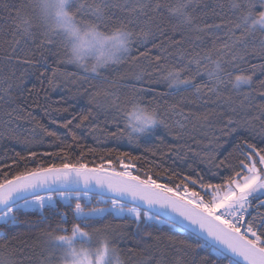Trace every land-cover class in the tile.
<instances>
[{"label": "snow or ice", "instance_id": "6c2138e0", "mask_svg": "<svg viewBox=\"0 0 264 264\" xmlns=\"http://www.w3.org/2000/svg\"><path fill=\"white\" fill-rule=\"evenodd\" d=\"M0 19L11 21L0 24V139L31 144L18 132L28 124L60 145L5 151L0 159V224L16 225L29 210L46 224L34 264H264V0H229L227 16L207 5L196 14L193 0H0ZM157 34L165 39L153 43ZM148 43L159 54L139 51ZM124 63L127 73L104 75ZM69 64L78 71L67 72ZM145 77L166 85L160 99H173L143 104L154 91L143 87ZM97 78L106 86L93 85ZM68 83L83 89L90 105L59 124L70 142L31 111L43 103L46 114L68 112L50 103L51 92ZM121 88L128 90L123 98ZM201 104L211 107L200 111ZM113 113L124 117V128ZM109 123L117 130L102 126ZM157 125L177 141L168 151L191 152L206 171L141 169V157L82 144L75 131L87 127L98 145L124 138L131 144ZM225 144L230 150L221 155ZM108 216L134 232L97 226ZM161 224L183 239H165ZM6 237L0 228V264H18ZM125 239L135 247L121 248Z\"/></svg>", "mask_w": 264, "mask_h": 264}, {"label": "trees", "instance_id": "16d2710c", "mask_svg": "<svg viewBox=\"0 0 264 264\" xmlns=\"http://www.w3.org/2000/svg\"><path fill=\"white\" fill-rule=\"evenodd\" d=\"M11 2L19 5L21 3L25 5H29L31 0H11ZM223 4L224 7L221 10L218 5ZM194 8L196 9V14H199L200 9L204 8L205 5L208 6L209 9L216 8L217 11H222V13L227 16L229 14V0H193ZM31 11V9H28ZM11 23L10 20L0 19V24H3L6 28ZM167 24V21H165ZM168 35H173L169 30ZM259 35V34H257ZM176 39H180L179 33L175 35ZM164 37H161L157 34V39L153 41V43H159L161 40H164ZM153 43H148L144 48H140L139 51H145L150 49L149 56H155L159 54V49L153 47ZM60 51H63L60 49ZM171 51V49H170ZM132 54L138 55V51L136 50V43L133 42V51ZM54 59V58H53ZM51 62V61H50ZM253 63H258L259 61L253 60ZM147 60L143 61V64L147 66ZM64 68L67 72H75L78 71L75 65H65ZM130 67L127 63L120 65H110L106 70H104V75H106L109 80H112L114 77H118L120 74L127 73L130 71ZM151 70L150 68L148 69ZM5 72L8 71L7 68L4 69ZM18 74V73H17ZM91 75V74H89ZM35 82V81H33ZM93 85L96 86H106L105 83L97 78L91 81ZM31 86V85H29ZM138 87L141 85L138 84ZM85 87H88L86 84ZM145 88H153L154 91H149L144 94L143 104H147L149 101L158 102L160 105L164 104V99L171 101L172 97H166L164 99H160L157 94L164 92L166 90V85L154 84L149 85L147 83V77H145V82L143 84ZM70 89V90H69ZM128 90L126 88H121V97ZM83 89L77 90V87H74L71 83H68L65 87L59 88L50 94V103L53 108H68V112H56L50 111L49 113H45L44 105L42 103L41 107L32 108L31 111L33 115L40 121L41 124L44 125L50 131L57 132L63 139L67 141H71V137L67 135L66 130L59 126L65 119H72L77 113L82 111H86L90 105L87 102V96L83 95ZM260 97H257V100H260ZM143 106V105H142ZM190 107H196L191 106ZM205 107H211V105H200L198 110L203 111ZM162 111V109H161ZM118 116L119 119V127L124 128V117L120 116L118 113H113ZM104 119L103 116H100V121L102 122ZM55 121V122H54ZM79 120H75L73 123V128H75V124L78 123ZM107 127L109 131H116L117 125L109 123L107 125H103ZM33 126L24 124L22 129H19L18 132L20 134L21 140L27 137L32 141L31 144H24L14 139H0V159L4 157L5 151H7L9 156L15 154V152H23L26 148H30L31 150L37 151L39 153L45 151H56L60 146L55 139L51 136H47L44 131H42L39 127H36L34 131H32ZM77 135L81 138V143L88 146H96V147H106L112 149H119L121 151L131 152L135 156H139L142 159L137 162V166L141 169H149L151 168L154 172L157 170H161L163 168H171L182 174H187L193 170L195 171H206L207 165L205 163L200 162V158L194 156L191 152H187L185 149H180L179 151L173 150L168 151V145L176 144L177 141L173 139V136L169 133L168 129H165L162 125H157L154 128L150 129L148 132L143 134H135L136 143H129L126 138L124 139H108L102 145H98L96 139H94L92 134L88 133L87 127L75 129ZM99 135V138L103 140V135ZM187 139V137H185ZM232 139V138H226ZM257 142H259L260 137H256ZM183 143V141H180ZM146 149H151L156 152V155L153 156L151 151H146ZM230 150V144H225L224 148L221 149V155H226L227 151ZM78 149L76 152L78 153ZM146 157V159H143ZM44 161H47L49 157H42ZM88 159H95V157H88ZM10 162V161H9ZM191 165V168L189 167ZM142 174V173H141ZM226 173H221V175ZM161 182H167L166 177L161 178ZM214 182H219V176L215 179ZM95 199V197H93ZM60 211H66L71 216L70 210H67L63 207H60ZM50 211L45 210L44 215H49ZM20 223L16 225H3L0 224V228H3L4 232L7 233V241L9 243V250L15 249V253L13 259H15L18 264L22 261V264H34L36 254L41 251L43 248V240L41 237V232L46 228V224L41 223L40 221V213L39 211L29 210L26 213L22 212L20 214ZM111 225L113 227L123 226L122 230L131 235L134 232V226L131 223H127L118 218H113L112 216H108L104 219L101 225L104 226ZM66 227L70 228V223L66 225ZM159 229V233L166 239L167 236L173 235L177 236V239H183V237L177 235L178 230L171 229L167 224H161L157 226ZM4 241L0 240V243ZM121 248L126 247H135L134 241L132 239H125L119 242ZM22 250V251H21ZM203 255V252L200 253ZM26 257H31L32 259H27Z\"/></svg>", "mask_w": 264, "mask_h": 264}, {"label": "water", "instance_id": "95a60500", "mask_svg": "<svg viewBox=\"0 0 264 264\" xmlns=\"http://www.w3.org/2000/svg\"><path fill=\"white\" fill-rule=\"evenodd\" d=\"M91 195V194H90Z\"/></svg>", "mask_w": 264, "mask_h": 264}]
</instances>
